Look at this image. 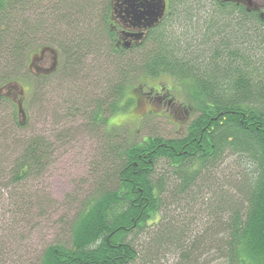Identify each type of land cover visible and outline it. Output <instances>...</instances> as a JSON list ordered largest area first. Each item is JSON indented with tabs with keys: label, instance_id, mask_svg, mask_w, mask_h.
Returning <instances> with one entry per match:
<instances>
[{
	"label": "trees",
	"instance_id": "trees-1",
	"mask_svg": "<svg viewBox=\"0 0 264 264\" xmlns=\"http://www.w3.org/2000/svg\"><path fill=\"white\" fill-rule=\"evenodd\" d=\"M262 12L236 1L170 0L169 16L141 45L118 50L108 32L107 0H0V201L5 195L15 229L30 224L29 172H40L51 154L47 144L14 138L26 128L29 99L42 104L46 85L89 82L99 91L105 83L114 116L133 103L124 83L138 71L142 78L166 75L185 84L194 103L178 138L125 143L118 126L110 128L112 136L107 128H87L100 144L91 170L94 197L72 223L68 244L47 248L38 264H158L166 254L177 256L175 264L202 258L205 264L213 251L225 264H264ZM44 48L56 52L58 64L37 76L30 67ZM81 67L96 78H78ZM58 72L61 82L45 84ZM16 84L23 98L7 92ZM106 106L96 103L84 121L106 120ZM230 165L228 176L214 177ZM172 208L177 214L167 218ZM203 210L205 229L194 234L196 224L183 222L181 213L200 217Z\"/></svg>",
	"mask_w": 264,
	"mask_h": 264
},
{
	"label": "rangeland",
	"instance_id": "rangeland-1",
	"mask_svg": "<svg viewBox=\"0 0 264 264\" xmlns=\"http://www.w3.org/2000/svg\"><path fill=\"white\" fill-rule=\"evenodd\" d=\"M235 1L238 2V0ZM250 2L252 3L250 7L258 8L264 13V0H250ZM244 4L249 7L247 3ZM46 57L42 65H37L38 68L49 67L50 55L46 54ZM91 61L92 59H86L84 62L87 66L91 65L94 68L98 66V64L94 66ZM30 68V71L36 74L33 63ZM89 72L90 69L85 70L81 67L77 76L78 78L89 76L96 78L94 70L92 73ZM126 77L124 84L130 87L127 95L133 98V103H130L125 111L114 116L110 114V105L113 100L107 101L109 85L105 83L101 84L99 91H95L92 87L89 89L90 86L87 87L90 85L89 82L87 84L80 82L77 87H70L63 82L61 89L57 87L48 89L46 85L42 104L36 102L33 97L29 99L25 111L27 116L24 120L26 128L23 132L16 133L14 139L47 144L51 155L50 158L44 159L47 161L44 162L40 172L33 169L29 172V175L33 176L30 177V183L26 188L25 199L27 201L28 198L30 224L22 226L21 229H15L7 221V218H11V214L6 196L4 195L0 201V264H38L47 248L68 244L72 223L95 193L96 183L91 170L92 164L99 159L100 144L86 132L87 128L104 133L107 128L108 135L112 136L113 130L110 128L118 126L120 140L125 143L141 142L149 136L162 139L184 136L191 112L189 108H194L187 86L166 75L154 79L142 78V73L137 71L128 73ZM60 79V72H58L50 77L48 82H44L55 84ZM99 79L103 80L104 77ZM153 88L160 90V96L150 92ZM68 90L71 92L67 93ZM77 90L85 91L86 96L78 95ZM167 90L172 94L170 98L164 96ZM16 93L11 91L12 99L15 98ZM99 102L107 105L103 109L105 117H102L106 120L99 119L95 126L91 120L88 123L84 121L83 116L87 117ZM117 117L126 118L113 123ZM9 139L8 144H11L12 140ZM1 145L4 146L2 142ZM13 159L19 160L20 155L15 154ZM232 167L230 165L220 168L218 172H214L216 173L214 177L225 178L228 173H231ZM3 181L5 180H0V186ZM15 190L17 192L19 189ZM168 213L170 214L167 218L177 214L174 208ZM206 217L204 210L200 217L197 214L185 217L181 213L183 222L190 221L191 224H196V229L190 226L194 234L201 233L205 229ZM210 256L209 262L205 264H225L222 260L218 261V258H215L214 251L210 253ZM176 259L177 256L166 254L158 264H175ZM203 261L202 258L199 264H204Z\"/></svg>",
	"mask_w": 264,
	"mask_h": 264
},
{
	"label": "flooded vegetation",
	"instance_id": "flooded-vegetation-1",
	"mask_svg": "<svg viewBox=\"0 0 264 264\" xmlns=\"http://www.w3.org/2000/svg\"><path fill=\"white\" fill-rule=\"evenodd\" d=\"M238 2L240 4L247 3L252 5L250 0H238ZM158 3L160 4V6L164 5L163 15L159 19L158 23L150 29L136 25L133 19L135 15L139 16L142 14L143 16H141V21L144 22V20H147V17L144 16L143 13L147 10V6L152 5L156 7V4ZM169 9L170 0H107V15L109 18V20L107 21V25L109 27L108 32L112 34L114 38V48L118 50H132L141 45L144 39L150 33V31L155 27L159 26L169 16ZM139 33L143 34V38L139 41L134 40L132 37H126L127 35H135ZM126 44H128V47H125ZM46 58V54L44 56H41L39 53L36 56V59H34L33 65H35L36 67L34 68L36 69V75L43 74L39 73V71L42 72V70L46 69L43 67H37V65H42ZM51 58L52 57L50 56V65L52 63ZM160 94V90H158V95L160 96Z\"/></svg>",
	"mask_w": 264,
	"mask_h": 264
},
{
	"label": "water",
	"instance_id": "water-1",
	"mask_svg": "<svg viewBox=\"0 0 264 264\" xmlns=\"http://www.w3.org/2000/svg\"><path fill=\"white\" fill-rule=\"evenodd\" d=\"M225 2H231L233 0H224ZM161 3V2H159ZM156 4V7L152 6V5H148L147 6V10L143 13L144 16L147 17V20H144V22L141 21L142 17L143 16L142 14L141 15H135V17L133 18L134 19V22L136 23V25H139V26H142L143 28H153L159 21V19L162 17L163 15V11H164V2H163V6H160V4ZM248 6L250 7L251 5L248 4ZM250 8H255V7H250ZM256 9V8H255ZM126 37H132L134 40L136 41H139L143 38V34L142 33H139V34H135V35H127ZM125 47H128V44L125 45ZM45 54H49L52 58V63L50 65L49 68L45 69V70H42L39 71V73H43L44 75H48L50 73H53L56 68H57V64H58V57H57V54L54 50L50 49V48H44L41 50L40 52V55L41 56H44ZM36 59V56H34L33 60ZM38 71V70H37ZM15 91L17 92L20 97L23 98V90L21 87L19 86H9L7 88V92H10V91ZM22 99L19 100L18 102V110H19V114L21 116L22 119L25 118V113H24V110L22 108Z\"/></svg>",
	"mask_w": 264,
	"mask_h": 264
},
{
	"label": "clouds",
	"instance_id": "clouds-1",
	"mask_svg": "<svg viewBox=\"0 0 264 264\" xmlns=\"http://www.w3.org/2000/svg\"><path fill=\"white\" fill-rule=\"evenodd\" d=\"M125 118H126V117H117L116 120L113 121V123L118 122L119 120H123V119H125Z\"/></svg>",
	"mask_w": 264,
	"mask_h": 264
},
{
	"label": "bare ground",
	"instance_id": "bare-ground-1",
	"mask_svg": "<svg viewBox=\"0 0 264 264\" xmlns=\"http://www.w3.org/2000/svg\"><path fill=\"white\" fill-rule=\"evenodd\" d=\"M17 85V84H16ZM18 86V85H17ZM2 90V89H1ZM2 92H3V90H2ZM17 99V98H16Z\"/></svg>",
	"mask_w": 264,
	"mask_h": 264
}]
</instances>
